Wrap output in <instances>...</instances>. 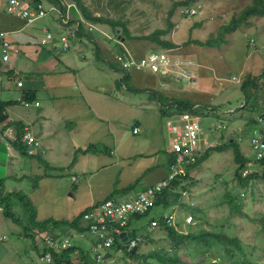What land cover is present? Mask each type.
I'll use <instances>...</instances> for the list:
<instances>
[{
    "label": "rangeland",
    "instance_id": "rangeland-1",
    "mask_svg": "<svg viewBox=\"0 0 264 264\" xmlns=\"http://www.w3.org/2000/svg\"><path fill=\"white\" fill-rule=\"evenodd\" d=\"M64 1L66 3L69 0ZM81 1L92 16L123 22L129 34L126 39L120 38L106 23L84 24L86 31L92 35L91 42L81 38L88 50L85 53L98 69L94 74L87 72L86 76L97 78L96 93L100 87L108 91L102 108H94L97 115L104 120L92 118V113L88 110L73 116L65 124L64 121V125L61 124L58 129L63 137H67L64 145L66 153L59 154L58 161L51 160L56 167L49 166L46 169L45 166L39 165L37 168L32 160L27 159L25 165H21V169L17 171V178L7 177L10 170L7 141L1 140L0 178H4L5 193L20 191L26 195L33 205L36 217L38 215V221L44 220L49 213L52 216L60 214L59 217L63 219H70L93 201L100 199L98 190L102 185L99 180L107 174L113 176L114 169L111 167L102 169L104 165L102 156L108 157L102 149L110 148L113 139L124 141L123 148L131 146L148 151L155 149L156 161L164 165L172 140L165 126L168 116L160 114L157 108L158 101L154 97L155 91L168 99L178 98L200 103L202 107L199 108V112L206 117L201 126L207 138L214 141V146L211 148L226 144L233 138L238 141L243 156L253 158L248 143L254 127L247 125V122L251 119L250 123H253L256 117H261L259 111L264 105V75L256 88L248 89L253 96L249 95L248 91L243 93L240 86L247 75L258 77L264 73V16L250 17L247 23L237 25L234 30L230 27L232 19L237 18L240 12L249 6L251 0H193L189 6H177L185 0ZM68 4L76 14L78 13V17L81 16L73 3V5ZM69 10L70 8H68L67 20L71 19ZM46 17L45 20L51 22L50 16ZM80 19L84 22L81 17ZM222 27L227 29L223 33L222 41L216 44L215 39L220 36ZM71 29L73 27L69 28ZM157 30H166V34L160 36V39L174 45L172 47L174 51H168V56L170 59L178 58L179 65L182 64L181 70L177 68L174 71L179 73V76L171 75L167 78L146 70L131 69L127 72L130 79L126 86L122 81L121 84L118 83V79H121L124 73L122 70V72L112 70L107 66V61L113 62L117 69L121 67L115 55L121 51L119 47L135 59L164 50L146 38ZM51 33L58 43L56 46L59 47V32L51 29ZM205 42L210 44L204 45ZM95 46L100 49L103 61L96 60ZM189 75L195 77L194 85L190 84L186 77ZM21 79H24V76H21ZM20 92L13 85L7 98L10 100L9 106L7 105L10 108L9 118L14 122L33 120L38 115V110L48 105V99L51 97L49 91L41 90L37 93L39 107H35L32 102L25 108L15 101L18 100ZM93 103L95 107L100 105L99 102ZM63 114L64 110L60 116ZM136 121L139 123L140 133L133 135L131 128ZM258 123L260 125V122ZM214 124H219L220 130L218 127L214 130ZM14 132L15 130L12 134ZM255 132L256 136L261 135L260 130ZM6 135L8 138H13L10 133ZM73 141L77 147L83 149L89 144H94L96 150L102 151V155L92 152L79 153L76 151L79 148L75 149L72 146ZM142 143L145 144L141 147ZM211 148L208 157L192 173V180L185 182L188 201L186 203L182 200V202L190 208L158 205L151 207L147 214L130 220L129 230L134 237L139 238L141 234L145 237L147 231H150L148 227L150 218L155 217L157 212L171 213L174 207L172 212L176 213L177 209L176 216L179 221L175 228L180 234L201 228L211 230L224 227L230 235L242 240L248 252V260L251 258L249 254L251 252L252 260L256 264H264V180L249 181L245 187H240L234 177L236 164L232 149L219 152ZM71 160L74 162L68 166L67 163L70 164ZM257 162L247 163L248 169L243 175L248 171H254ZM106 164L110 165L111 161ZM154 164L155 162L152 161V165ZM162 170L165 171V168L163 167ZM155 175L157 174H153ZM108 191L106 193H110L111 189ZM227 192L237 197L242 214L228 213V205L221 200V196ZM184 196H180L177 192L178 199ZM12 206L14 215L20 219L19 224L5 218L0 208V264H42L38 255L45 232L33 228L31 229L33 238L27 237L22 226L27 225L28 214L24 203L14 200ZM229 225L232 227H228ZM153 227L150 232L153 242L145 238L144 242L140 243L138 250L136 248L134 251L137 253L138 257H135L137 259L127 257L121 240L117 239L115 246L108 251L111 256L97 262L94 254L90 252V238H70L73 246L84 252L90 264H157L155 257L151 258V255L146 254L157 252L163 256L165 253L171 256L174 252L165 231L160 230L156 225ZM118 249H122L121 253H118ZM183 250L184 247H180L179 255L186 259ZM187 260L194 263L192 259L187 258ZM207 260L213 262L212 257Z\"/></svg>",
    "mask_w": 264,
    "mask_h": 264
},
{
    "label": "crops",
    "instance_id": "crops-1",
    "mask_svg": "<svg viewBox=\"0 0 264 264\" xmlns=\"http://www.w3.org/2000/svg\"><path fill=\"white\" fill-rule=\"evenodd\" d=\"M8 1L0 0V33L4 34L5 39L10 44L9 60L6 64L0 65V102L10 101L7 98L10 95V90L13 85L15 89L21 91L17 98L21 95H32L33 100L31 102L28 101L29 105L27 107L32 102L35 107H39L37 93L41 90L49 91L51 94V97L48 99V105L38 110V115L28 122L21 119H19L21 121H11L9 118L10 108L7 106L4 108L3 114L6 116V119L0 123V141H7V158L10 166L7 177L17 178V171L21 169V165H25L27 159L32 160L33 165L37 166V168H39V165L43 166L38 161L39 157L48 166L52 168L56 167L52 164L51 160L58 161V155L66 153L64 145L66 144L65 141L67 138L59 133L58 126L61 124L64 125L73 116L81 112H87L88 110L92 113V118L100 121L104 120L97 115L94 108H102L108 91L99 86L100 90L96 93L98 87L96 84L97 78L95 76H86L87 72L94 74V71L98 72V69L93 65L91 58L87 57L85 52L88 50L84 45L85 42L83 39L74 40L70 38L69 45L64 48L61 42L63 35L62 22L53 11H49L44 17L29 23L19 13H9L7 11ZM19 1L22 2L24 7L33 6V0ZM66 3L69 2L66 1ZM71 11L70 9L69 15L71 19H76L75 14ZM48 15L50 16L51 22L45 20ZM51 29L57 30L60 34L59 47L56 46L58 43L53 39L54 35L51 33ZM48 33L51 35L50 39L42 43L41 40ZM21 76H24V79H21ZM18 82H21L20 86L17 84ZM116 96L119 95L116 94ZM15 101L17 102L18 100ZM93 102H99L100 105L95 107ZM19 104L23 106L20 102ZM63 110L64 114L60 116ZM18 124L22 126L23 133L25 130L29 131L38 141L41 150L38 148L35 155H21L12 144L15 138V132L12 134V131L16 130ZM138 126L139 123L136 121L131 128L133 135L140 133ZM135 127L138 128L139 132L133 133V128ZM8 133L13 136L12 139L8 138L6 135ZM123 143L124 141L113 139L110 148L102 149L103 153H106L108 156L107 158L106 156H102L104 159L102 169H109L108 167H111V169H114V174L113 176L107 174L103 176L102 180H99L102 185L98 190V193L101 195L100 199L93 201L86 208L106 198L125 199L167 176L170 162L168 154L163 165L159 161H156L157 155L155 154V149L148 151L145 149L131 148V146L123 148ZM144 144L142 143L141 147ZM72 146L75 149L79 148L83 150V148L77 147L75 141H73ZM62 150L64 152H61ZM102 151L97 150L96 153L92 152V154L102 155ZM108 161H111L110 165L106 164ZM152 161L155 162L154 165H152ZM71 162L70 164L67 163L68 166L71 165ZM163 167L165 171L162 170ZM153 174L157 175L153 176ZM72 179L75 180L74 177ZM131 185L132 188H129ZM110 189V193H106ZM113 194H115V198ZM174 199L170 195L166 199L168 202L167 205L171 207L174 205L181 206L184 203L182 200L178 199L176 201ZM59 216L60 214L52 216L49 213L47 217H44V220L50 218L55 221H70L77 214L70 219H63ZM39 221H42V219ZM64 234H71L73 237L79 239L87 238L85 230L80 231L79 229L78 231L74 227L67 228ZM76 252L78 254L79 249Z\"/></svg>",
    "mask_w": 264,
    "mask_h": 264
},
{
    "label": "trees",
    "instance_id": "trees-1",
    "mask_svg": "<svg viewBox=\"0 0 264 264\" xmlns=\"http://www.w3.org/2000/svg\"><path fill=\"white\" fill-rule=\"evenodd\" d=\"M42 1H45L46 3L51 4L52 6H55L61 13L62 17L65 16L68 7L64 0H33V5L36 4V2H42ZM69 1H68L69 3L71 4L73 3L77 7L81 16L78 17V13L76 14L74 12L75 10L70 7V9L72 10L71 12L75 14L76 19H73V20L69 19L66 22V25H65L66 27H73V29L71 30L68 29V31H71L73 33V37H68V39L71 38V39L80 40L81 38H85L88 42H91L92 35L88 31H86L85 25H84L85 23H101V24L106 23L110 27L111 31L117 33L120 38L125 37L126 39L129 37L128 31L126 30L125 24L123 22L119 20L114 21V20H106V19H100L98 17H94L87 10L86 6L82 3L81 0H69ZM192 1L193 0H185L181 3H178V4L176 3V4L177 6H183V5L189 6ZM261 16H264V0H251V3L249 4V6H246L240 12L237 18L232 19L230 27H233L232 30H234L237 25L247 23V20L250 17L252 18V17H261ZM80 17L82 18L84 22L81 21ZM226 29H227L226 27L221 28L220 36L215 39L216 44L222 41V36ZM166 32H167L166 30H157L153 34L146 36V38L155 42L160 48L169 49V48L174 47V45L167 40L160 39V36L166 34ZM209 44L210 42L204 43V45H209ZM95 55H96V60L103 61L101 59V56H102L101 51L97 46H95ZM107 66L110 67L112 70H117V71L119 70L120 72L123 71L124 75L122 76L121 79H118L117 82L121 84V81H122L123 85L126 86V84L128 83V80L130 79V75L127 74V71L122 68L117 69V66L113 62L107 61ZM263 75L264 73H262L258 77H253V76L251 77L247 75L246 78L242 81L241 86H240L242 92L245 93V91H248L249 95L253 96L251 91L248 89L256 88L257 83L263 78ZM155 92L156 94H154V97L156 98L159 104L157 105V108L159 109L160 114L162 116L170 117L171 114L175 112H181V111H190L196 114H200L199 108L202 107L200 103H195V102H191L188 100H181L178 98L168 99L161 93L157 91ZM21 96L24 97L25 100L27 101L31 102L33 100L32 95L29 96L28 94H26V95H21ZM152 96L153 95H151L150 98H152ZM9 103L10 102H0V123H2L6 119V116H4L3 111H4L5 106L9 105ZM173 105L174 107H172ZM196 105L198 106L194 107ZM259 114L261 116L262 114H264V105L261 106V110L259 111ZM250 122H251V119L248 120L247 125H249L250 127H254L253 131L258 130L260 125L258 123L257 117L253 123H250ZM213 129L217 130L218 128L216 129V127L213 126ZM218 130H220V128ZM253 131L249 139L252 138ZM22 136H23L22 126L18 124L15 130V138L12 144L14 145L15 149L21 155H27L26 147L22 142ZM248 145H249L251 152L253 153L252 159L243 156L241 149L239 147L238 141L233 140V138L229 139L226 144H222L219 146H215L214 148H211L219 152L225 149H228V148L232 149L233 159L236 164V168L234 169V177L236 179L237 184L242 188L245 187V185H247L249 181H253L257 179L264 180V157L257 160L255 158L256 153L252 150L250 143H248ZM96 151L97 150L94 144H89L85 149L83 150L79 149L77 152L86 154V153H91V152L96 153ZM208 153H209V149L205 151V153L195 162V164L190 169L189 168L187 169L185 175L178 177L177 179L173 181V189H164L162 193L158 194L155 197L151 207H154L157 205L160 207H171L167 205L168 202L166 201V199L171 195V197H174L175 200L178 201V198L176 197L177 192L180 193V195L181 193L185 194V196L182 197V200H184L187 203L188 194H187V188H186L185 182H190L192 180V173L195 172L199 164L202 163L208 157ZM38 161L39 163L43 164V166H45L46 169L49 168V166L45 162H43V160L40 159V157L38 158ZM255 161H258L255 164L256 169L254 171H248L246 174L243 175V173L247 171L248 169L247 163L255 162ZM73 162L74 160L71 162V164ZM3 183H4V178H0V208L3 211L2 214L4 215L5 218L10 219L13 222L19 224L20 219L14 215L12 204L14 200L15 201L20 200L22 203H24V208L28 214L26 216L27 225H22V226H23V231L24 233H26L27 237H30L31 239L33 238L34 235L31 232V229L33 228L45 232V234L53 240H62L63 238L69 237L70 245L68 247L56 250L53 248L42 246L40 249L39 255L48 251L52 257L53 264H90L87 261V256L84 254V252L81 251L79 248L76 249L71 243L70 237H73V236L71 234H64L65 231H67V228H72V227H74V229H77L78 231L79 229L80 231L85 230V227L83 225L84 223L81 221V216L86 210H89L90 207L83 210L81 213H79L77 216L72 218L70 221H62V220L55 221L50 218L42 220V221H37L36 214L33 209V205L31 201L29 200V198L26 195H23V193L20 191L5 193V191H3ZM129 188H132V185L129 186ZM109 199H112V198H106L104 200H109ZM221 200L225 204L228 205L229 214L233 215L235 213L237 214L243 213L241 211L240 203L239 201H237V197L234 196L231 192H227L224 195H222ZM181 206L190 208L189 205H185V204H181ZM150 209L145 214H147L150 211ZM172 211H174L173 208L171 209V213ZM175 212L177 214V209ZM197 212H200V211L197 210ZM164 215L165 214L161 212L159 213L157 212L155 217L153 216L152 218H150L148 222L149 224L148 227L150 228V231H147L145 237L143 234H141L142 236L139 237L141 239L138 240V243L136 246L138 250L140 243L144 242L145 238L149 242H153L150 232L154 228L151 227V222L156 221L157 227L160 230H164L165 235L170 239V245L173 248L172 252H174L171 256L167 255V253H165V255L163 256L162 254L157 253V252L155 254H153L152 252H149L148 254H146L147 256L151 255V258L155 257V259L157 260V264H238L239 262H241V264H256L252 260L251 252H249L251 258L248 260L247 258L248 252L242 240H240V238H238L237 236L230 235L228 231L224 230V227H219V228L216 227L211 230H208L206 228H201L197 231L180 234L175 228L178 225L179 221H175L174 224L169 226V224L166 223V219H164ZM141 216H135L134 218L136 219ZM129 226H130V223H128L126 228L129 232H131L132 236L134 237V234L132 233V231L129 230ZM228 227H232V225H229ZM180 247H184V250H183L184 254L187 256V258L192 259L194 263L187 260V258L186 259L181 258V256L179 255ZM78 249H79V252L77 254L76 250ZM209 252H213V253L209 254ZM125 254L127 255V257L131 259H137L135 258L137 256L136 252L134 254H130V252L127 251ZM193 254L194 256H191ZM209 257L213 258L212 263L208 262L207 259Z\"/></svg>",
    "mask_w": 264,
    "mask_h": 264
},
{
    "label": "built area",
    "instance_id": "built-area-1",
    "mask_svg": "<svg viewBox=\"0 0 264 264\" xmlns=\"http://www.w3.org/2000/svg\"><path fill=\"white\" fill-rule=\"evenodd\" d=\"M66 5L68 8L71 7L68 3H66ZM7 11L9 13H19L29 23L44 17L49 11H53L62 22L63 35L61 37V42L64 48L69 45L68 37H73V33L70 34V31H68L70 27L65 26L67 22L66 18H68V9L65 16L62 17L59 10L51 4L36 2V4L31 7H24L19 0H9ZM50 37L51 35L48 33L41 42L45 43ZM115 44H117V42ZM119 48L121 51L115 53L116 61L121 64L120 68L127 72L131 69L146 70L168 78L171 75L178 77L179 73H174V71L177 68L180 70L182 69V64L179 65L178 58L170 59L168 56V51H174L172 48L164 49L160 52L148 53L138 59L131 57L123 48ZM9 54L10 44L8 40L5 39L4 34L0 33V65H4L8 62ZM186 77L189 79L190 84L194 85L196 83L194 76L189 75ZM17 84L20 86L21 82ZM18 102L24 107L29 105V102L22 96L18 98ZM35 104L37 105V103ZM197 106L198 105L194 107ZM205 119V116L190 111H181L171 114L165 125L172 140L168 150L170 162L167 176L129 198L102 200L95 203L90 206L89 210H86L82 214L81 221L84 223L85 235L91 240L90 252L94 254L97 262L104 260V255L115 246V242L117 239H120L119 235L122 232H128L126 227L132 218L145 214L151 208L158 194L162 193L164 189H173V181L185 175L187 169H190L207 149L214 146V141H210L207 138L201 126L202 121ZM257 120L260 122L258 130L261 131V135L256 136L254 130L250 140V146L256 153L255 158L258 160L264 157V116L258 117ZM217 125L220 126L219 124ZM137 132L138 128H133V133ZM22 142L26 147V154L29 156L35 155L37 149L40 148L36 138L27 130L23 133ZM184 195V193H181V196ZM175 214L176 213L172 212L164 215V219H166V223L169 224V226L175 223ZM186 221H188V219ZM155 225L157 226L156 221H152L151 227L154 228L153 226ZM140 239L141 238L132 236L122 243V248L129 251L137 246L138 240ZM69 245V237L63 238L62 240H53L44 234L41 247L44 246L59 250ZM121 251L122 249H118V253H121ZM38 259L42 264H53L52 257L48 251L38 255Z\"/></svg>",
    "mask_w": 264,
    "mask_h": 264
},
{
    "label": "water",
    "instance_id": "water-1",
    "mask_svg": "<svg viewBox=\"0 0 264 264\" xmlns=\"http://www.w3.org/2000/svg\"><path fill=\"white\" fill-rule=\"evenodd\" d=\"M131 237H132L131 232H129V233L122 232V233L119 235V238H120V240H121L122 242H125L126 239L131 238ZM135 249H136V247L132 248V249L130 250V254H134ZM107 257H110V254H109V253L105 254L103 259H105V258H107Z\"/></svg>",
    "mask_w": 264,
    "mask_h": 264
},
{
    "label": "clouds",
    "instance_id": "clouds-1",
    "mask_svg": "<svg viewBox=\"0 0 264 264\" xmlns=\"http://www.w3.org/2000/svg\"><path fill=\"white\" fill-rule=\"evenodd\" d=\"M262 116H264V114H262ZM180 196H181V195H180ZM179 200H182V198L180 197ZM175 206H178V205H174V207H175ZM175 217H176V221H177V216H176V214H175ZM121 243H124V242L121 241ZM126 252H127V251H126ZM129 252H130V250H129ZM106 254H107V253H106ZM110 256H111V255H110Z\"/></svg>",
    "mask_w": 264,
    "mask_h": 264
},
{
    "label": "bare ground",
    "instance_id": "bare-ground-1",
    "mask_svg": "<svg viewBox=\"0 0 264 264\" xmlns=\"http://www.w3.org/2000/svg\"><path fill=\"white\" fill-rule=\"evenodd\" d=\"M156 47H157V46H156ZM173 56H174V55H173ZM188 58H189V57H188ZM189 62H190V61H189ZM190 63H191V62H190ZM188 82H189V81H188ZM197 82H198V81H197ZM160 88H161V87H160ZM214 126L219 128V126L216 125V124H214ZM234 134H235V133H234ZM40 150H41V147H40ZM150 186H152V185H150ZM150 186H149V187H150ZM138 192H140V191H138ZM138 192H137V193H138ZM107 258H108V257H107Z\"/></svg>",
    "mask_w": 264,
    "mask_h": 264
}]
</instances>
